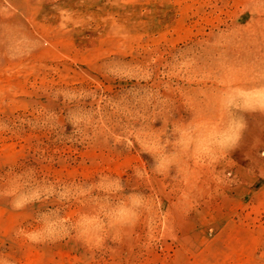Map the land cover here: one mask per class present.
<instances>
[{"label": "rangeland", "instance_id": "374dc122", "mask_svg": "<svg viewBox=\"0 0 264 264\" xmlns=\"http://www.w3.org/2000/svg\"><path fill=\"white\" fill-rule=\"evenodd\" d=\"M0 264H264V0H0Z\"/></svg>", "mask_w": 264, "mask_h": 264}]
</instances>
